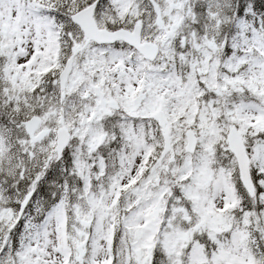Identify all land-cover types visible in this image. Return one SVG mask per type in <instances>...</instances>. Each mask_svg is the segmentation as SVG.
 Listing matches in <instances>:
<instances>
[{
    "label": "snow or ice",
    "instance_id": "6c2138e0",
    "mask_svg": "<svg viewBox=\"0 0 264 264\" xmlns=\"http://www.w3.org/2000/svg\"><path fill=\"white\" fill-rule=\"evenodd\" d=\"M0 264H264V0H0Z\"/></svg>",
    "mask_w": 264,
    "mask_h": 264
}]
</instances>
